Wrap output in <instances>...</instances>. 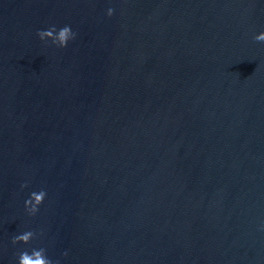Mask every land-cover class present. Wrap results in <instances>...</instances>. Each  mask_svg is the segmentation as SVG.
<instances>
[{"label": "water", "instance_id": "obj_1", "mask_svg": "<svg viewBox=\"0 0 264 264\" xmlns=\"http://www.w3.org/2000/svg\"><path fill=\"white\" fill-rule=\"evenodd\" d=\"M261 32L264 0H0V264H264Z\"/></svg>", "mask_w": 264, "mask_h": 264}, {"label": "clouds", "instance_id": "obj_2", "mask_svg": "<svg viewBox=\"0 0 264 264\" xmlns=\"http://www.w3.org/2000/svg\"><path fill=\"white\" fill-rule=\"evenodd\" d=\"M114 14V9L109 8L107 10V15L112 16ZM40 40L44 41L45 37L52 38V44L59 47H67L69 41L74 40L76 34L72 31L71 27L66 25L59 30L55 26L50 27L47 30H41L37 32ZM254 39L258 42H264V32L259 33L254 36ZM27 185H22L26 187ZM46 192L40 190L39 192H32L30 197L25 201V210L30 216H34L39 211V206L44 202L46 197ZM35 237V233L32 231H26L13 237L12 243L15 245L17 243L29 244V242ZM67 255V252L64 253ZM18 264H60V261L53 262L46 254L44 248L32 249L31 252L25 250L21 252L18 256Z\"/></svg>", "mask_w": 264, "mask_h": 264}]
</instances>
